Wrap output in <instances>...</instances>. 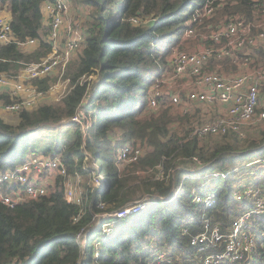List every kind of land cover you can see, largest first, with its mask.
Masks as SVG:
<instances>
[{
  "label": "trees",
  "instance_id": "trees-1",
  "mask_svg": "<svg viewBox=\"0 0 264 264\" xmlns=\"http://www.w3.org/2000/svg\"><path fill=\"white\" fill-rule=\"evenodd\" d=\"M46 1L53 0H0V6L12 15L15 36L10 42H0V73L16 76L27 63L40 61L51 51L42 11ZM206 1L72 0L89 4L91 12L85 21L83 45L67 66L68 91L58 103L21 109L16 124L0 115V169L23 162L28 152L36 150L30 147L34 133L73 125L75 141L70 147L57 145L45 152H64L70 171L87 176L94 172L97 182L85 189L83 206L66 200L61 180L37 199L14 207L0 203V264H151L159 249L186 260L193 258L194 249L184 228L197 233L206 212L224 229L228 227L242 205L233 197L235 181L241 179L238 173L245 168L239 167L251 157L264 155V136L243 149L231 143L199 146L198 137L171 133L169 107L146 110L150 86L162 76L172 48L187 42L183 39L187 20ZM227 1L217 8L226 16L240 15L252 22L264 17V0L257 5L253 0ZM189 6L193 8L187 12ZM132 17L142 23L132 22ZM28 38L39 42L25 49L21 42ZM216 60L212 59L210 67ZM50 79L37 83L47 88ZM167 98L166 94L163 100ZM10 101V96L0 93V105ZM80 107L90 122L87 129L72 120ZM117 130L121 131L119 139L114 138ZM139 140L147 141L153 150L134 162L133 168L121 169L114 162L119 146ZM195 155L204 160L202 166H191ZM158 163L165 170L163 178L154 173L142 180L131 172ZM259 169L254 174L258 182L264 176ZM215 171L222 174L213 175ZM195 186L200 192L216 193L212 206L194 201ZM143 195L151 202L140 212L123 218L114 215ZM260 218L250 264H264V213ZM108 222L116 228L104 234Z\"/></svg>",
  "mask_w": 264,
  "mask_h": 264
},
{
  "label": "built area",
  "instance_id": "built-area-1",
  "mask_svg": "<svg viewBox=\"0 0 264 264\" xmlns=\"http://www.w3.org/2000/svg\"><path fill=\"white\" fill-rule=\"evenodd\" d=\"M259 1L253 0L255 5ZM228 2L207 0L194 8L183 37L188 39L197 36V26L211 20L217 8ZM72 3V0L44 2V23L49 27L47 37L52 49L40 61L27 63L16 76L0 73V87H7L12 97L10 102H1L0 106L4 110L18 113L23 108L30 109L52 87L50 82L47 88H41L37 80L49 77L54 72L66 79L69 87L70 79L64 77L65 72L74 53L84 42L82 16L87 19L91 11V7L86 5V14L71 20ZM11 19L8 8L0 6L2 43L15 39ZM131 20L142 23L138 17H132ZM149 20L151 18L143 21ZM38 42V38H28L21 42V46L33 47ZM258 46H264V22L256 24L240 15H227L212 26L210 34L197 50L190 51L180 46L172 48L162 76L149 88V107L158 108L164 95H169L171 103L181 107L182 116L192 119L189 124H185L189 130L187 138L243 136L245 126L257 121L264 122V62L258 60L256 51L259 50L255 49ZM244 50L248 51L242 54ZM212 59L228 60L235 68L229 72L212 69ZM179 81H183L181 89L177 88ZM162 86L167 87L166 92L161 89ZM67 91L68 88L63 96ZM85 115L84 108L80 107L72 120L88 125ZM138 142H126L117 150L114 162L121 169H127L126 165L133 164L144 155ZM189 162L197 167L204 164V160L197 155ZM164 171L161 167L156 173L157 177L163 178ZM58 180H61L66 200L83 206L86 195L80 184L82 172L70 171L62 151H35L23 162L0 169V203L14 207L24 201L37 199L54 189ZM215 197L214 192L203 193L193 189L194 201L207 207L214 204ZM233 197L242 205L225 229L208 212L203 216L202 229L197 233L191 234L188 228H184V232L190 234V246L194 249L192 259L184 260L179 254L160 250L151 264H174V261H179V264H250L256 249V228L264 213V182L239 183L234 187ZM150 202L146 197L141 198L119 209L114 215L127 217L140 212ZM80 215L74 219L78 220ZM82 235L80 233L79 237Z\"/></svg>",
  "mask_w": 264,
  "mask_h": 264
},
{
  "label": "rangeland",
  "instance_id": "rangeland-1",
  "mask_svg": "<svg viewBox=\"0 0 264 264\" xmlns=\"http://www.w3.org/2000/svg\"><path fill=\"white\" fill-rule=\"evenodd\" d=\"M86 5H89V4L82 3V2H80V3L73 2L72 7H71V13L69 16L70 19L71 20H77L80 18L81 15L86 14L85 10H84V7ZM192 8H193L192 6H189L187 12H190L192 10ZM225 16L226 15L223 13L222 10L216 11L212 20L204 21L197 26V36L191 37L188 39L183 38L187 42L183 43L182 46L181 45L180 46L182 48H185V49L190 50V51L197 50L198 47L202 44L204 38L210 34V32L212 30V26H215L216 24L221 22L225 18ZM82 19H83V28L85 30L86 29L85 28L86 18L82 16ZM263 22H264V17H260L259 20L254 21V23H256V24L257 23H263ZM30 48H32V47L30 46V47L25 48V49H30ZM255 49H258V50L261 49V52H262V50H264V46H258ZM247 51L248 50L242 51V54L247 52ZM78 52L79 51L77 50L74 53L72 59L76 58ZM256 52L258 53V56H259L258 60L264 62V54L260 53V51L259 52L256 51ZM168 58H169V56H168ZM211 68L222 70L225 72H229V71L234 70L235 67L228 60H216V64H214L213 67L211 66ZM49 77L51 78L50 82L52 84V87L46 92L45 95L42 96V98L37 99L36 104L33 105L30 109L35 108L37 105H39L41 103H46V102L47 103H58V102H60L64 92L68 88V82L66 79L60 78L57 72L52 73ZM177 88H179V89L183 88V81L178 82ZM161 89L164 90V92L167 91L166 86H162ZM164 100H166V102H162ZM164 100L162 98V100L160 102V106L158 108H156V110L164 108V107H169L170 114L172 115V121L170 123L171 133L175 134L176 136H188L189 130H187L188 127L185 124L186 123L189 124L192 119L182 116L181 107L177 106V105H173L171 103L170 98H167ZM147 109H151L149 107V104H148V106H146V110ZM201 110L202 109H198V111H201ZM16 114H14V116H12V117H8V119L12 120V118H14V120L16 121ZM85 118H86V115H85ZM4 120L7 121L6 119H4ZM17 120H19V117H17ZM7 122H9V121H7ZM16 123H17V121H16ZM81 123H82V127L84 129H87V125L84 122H81ZM260 123H261L260 121H257L253 125L245 126L244 135L241 137H238L235 135H226V136H212V137H208L205 139H199V142H200L199 146H202L203 144H208V143L210 145H215L216 143H231L235 147H237L239 149H243L248 144H250L251 140L258 143L259 140L264 136V133L261 132V130H264V122L261 124ZM89 124H90V122H89ZM256 124H258V125H256ZM74 128L75 127L73 125H65L63 127H58V128H53V129L45 128V129L40 130L39 132L34 133L31 136V138L33 140L32 144L34 146L33 147L30 146V147L32 149L36 148V150L28 152L27 156L31 155L32 152H35V151L44 152L46 149H51L57 145L61 146L62 148H65V149L70 147L75 141ZM115 134L116 135H114V138L119 139L121 136V131L117 130ZM138 143H140V145L142 147V152L144 155H146L147 153H149L150 151L153 150V146L150 145L147 141L142 142L141 140H139ZM120 147L121 146H119V148ZM263 158H264V156L260 155L259 157H256V158L251 157L250 159L243 161L239 168L241 169L242 166H244L245 168L241 169V171L238 173L239 177L241 179L236 180L235 181L236 184H234L233 187H236L237 183L239 184V183L248 182V181L258 182L257 180H259V179L254 174L257 173V170H260L259 167L261 168V170H264V159ZM99 163H101V160H99ZM85 165L88 168L89 165L86 162H85ZM127 166L129 168L134 167L133 164L126 165V167ZM191 166H194V165L191 164ZM161 167H162V164L158 163L156 166H153V167L152 166H147L146 168L138 167L134 171H131V172L135 173L137 176L140 175L139 178L143 180V179H147L146 176H149V175L152 176L154 173H157ZM194 167H197V166H194ZM122 169H125V168H122ZM101 172H102L103 176L106 177L107 170L103 169V170H101ZM215 172L220 173V171H215ZM215 172H212L213 175ZM234 178H237L236 174H234ZM260 180H262V182H264V176H261ZM96 182H97V179L95 177L94 172L93 173L91 172V175H89V176H87L86 174H84L82 172V180L80 183L81 189L83 187V189L85 191V189L88 187V185H92V184L95 185ZM259 182H261V181H259ZM200 185H203V184H200ZM178 188H179L178 191L181 190V186ZM194 188L198 189L197 186H195ZM208 193H210V192H208ZM143 197H144V195L140 198H143ZM114 228H116L115 224L111 225V223H106V225L103 227V233L107 234L109 231H111ZM159 250H161V249H159Z\"/></svg>",
  "mask_w": 264,
  "mask_h": 264
},
{
  "label": "crops",
  "instance_id": "crops-1",
  "mask_svg": "<svg viewBox=\"0 0 264 264\" xmlns=\"http://www.w3.org/2000/svg\"><path fill=\"white\" fill-rule=\"evenodd\" d=\"M264 53V52H262ZM0 93H4L6 94L7 96H10V98L12 99L11 95H10V91L7 87H0ZM14 114H16L15 112H9V111H6L4 110L1 106H0V115L6 119L7 121H9L10 123H13V124H16V121L17 123L19 122V120H17V117H19L18 113L16 114V121L14 120V118H12V120H9L8 117H12L14 116ZM45 152V151H44Z\"/></svg>",
  "mask_w": 264,
  "mask_h": 264
}]
</instances>
